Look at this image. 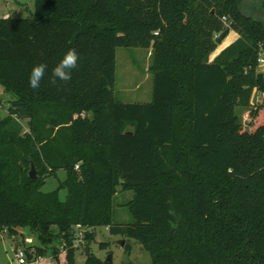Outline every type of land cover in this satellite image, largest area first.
Listing matches in <instances>:
<instances>
[{"label":"trees","instance_id":"1","mask_svg":"<svg viewBox=\"0 0 264 264\" xmlns=\"http://www.w3.org/2000/svg\"><path fill=\"white\" fill-rule=\"evenodd\" d=\"M246 3L35 0L32 16L0 17V86L12 96L0 115V232L29 226L49 242L58 225L67 248L51 264H78V226L102 225L140 240L151 264H264V21ZM227 28L239 36L213 57ZM118 47L152 51L151 101L116 96ZM69 49L78 67L53 85ZM38 63L47 71L33 90ZM239 108L261 122L245 129ZM60 169L66 179L43 191ZM120 189L135 191L126 225ZM28 251L37 264L46 249ZM85 251V264H114Z\"/></svg>","mask_w":264,"mask_h":264},{"label":"rangeland","instance_id":"2","mask_svg":"<svg viewBox=\"0 0 264 264\" xmlns=\"http://www.w3.org/2000/svg\"><path fill=\"white\" fill-rule=\"evenodd\" d=\"M260 0H248L245 10L248 14L264 21V8L260 6ZM35 0H0V17L11 16L15 18H26L34 15ZM239 34L235 29H230L228 35L218 43L215 52H219L223 47L228 46L238 38ZM152 51L143 47H118L116 82L114 91L116 96L124 102H149L153 97V74L151 65L153 63ZM258 71L264 72V67H259ZM3 87L0 86V94ZM5 94V98H0V115L8 114L10 106V94ZM260 98L255 92L253 104ZM243 127L253 129L261 122V114L257 118H252L248 108H239ZM25 130H29L25 123ZM31 169V168H30ZM67 172L60 169L57 175L49 176L42 190L45 192L53 191L58 188L61 181L65 180ZM66 189L60 190V196L65 199ZM133 189H120L115 197L114 211L115 221L121 224L131 223L134 218L128 203L134 198ZM89 230L92 235L90 239L86 238V231ZM50 231L53 234L51 241H43L29 226L18 228V232L10 233L8 230L0 233V264H18L16 248L23 249L31 246L42 247L46 249L45 255L37 264H51L56 261L58 256H63L66 252L65 240L60 236V227L56 224L51 225ZM81 235L75 239V260L78 264H85L87 254L85 246L90 245L91 250L103 260L112 254L114 264H151L152 255L144 244L134 238L124 235L112 234L106 225L96 227H81L77 233ZM124 242L123 244L121 242ZM105 243V247H102ZM65 246V247H64ZM56 264H58L56 262Z\"/></svg>","mask_w":264,"mask_h":264},{"label":"clouds","instance_id":"3","mask_svg":"<svg viewBox=\"0 0 264 264\" xmlns=\"http://www.w3.org/2000/svg\"><path fill=\"white\" fill-rule=\"evenodd\" d=\"M79 54L75 49L67 50L60 61L52 69L50 83L55 85L57 81L69 82L72 78V72L78 67ZM47 71L45 63H38L33 66L29 74V87L36 90L40 87Z\"/></svg>","mask_w":264,"mask_h":264},{"label":"built area","instance_id":"4","mask_svg":"<svg viewBox=\"0 0 264 264\" xmlns=\"http://www.w3.org/2000/svg\"><path fill=\"white\" fill-rule=\"evenodd\" d=\"M226 19V18H225ZM259 64H260V67H264V51L261 50V53H260V56H259ZM78 167V166H77ZM81 227L78 226L77 228V231L80 229ZM1 233V232H0ZM81 233L78 232L77 233V236H80ZM65 247V246H64ZM28 250L27 249H23L20 247H17L16 248V255H17V258H18V264H27L30 260L34 259L35 258V255L32 254V258L29 259L28 258ZM38 259H41V257H38Z\"/></svg>","mask_w":264,"mask_h":264},{"label":"water","instance_id":"5","mask_svg":"<svg viewBox=\"0 0 264 264\" xmlns=\"http://www.w3.org/2000/svg\"><path fill=\"white\" fill-rule=\"evenodd\" d=\"M229 31H230V29L227 28V29H225L223 32H221V33L219 34V36H217L216 41H217L218 43H220V42H221V41H222V40L228 35ZM0 98H5V94H4V93L0 94ZM127 133H128V134H132V131H129V132H127ZM29 175H30L32 178H36V177H37V169L35 168V165H34L33 163H32V165H31V169H30V171H29ZM121 243L123 244L124 242L122 241ZM28 258L31 259V258H32V254L28 253ZM106 261H108V262H113V255L110 254V255L106 258Z\"/></svg>","mask_w":264,"mask_h":264},{"label":"crops","instance_id":"6","mask_svg":"<svg viewBox=\"0 0 264 264\" xmlns=\"http://www.w3.org/2000/svg\"><path fill=\"white\" fill-rule=\"evenodd\" d=\"M223 48H225V47H223ZM223 48H222V49H223ZM222 49H221V50H222ZM221 50H220V51H221ZM220 51H219V52H220ZM219 52H214L212 56L214 57V56H215L217 53H219ZM28 252H29L30 254H32L31 251H28Z\"/></svg>","mask_w":264,"mask_h":264}]
</instances>
